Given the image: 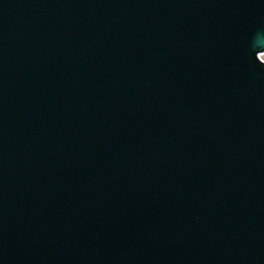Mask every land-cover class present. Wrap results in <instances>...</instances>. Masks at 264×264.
Here are the masks:
<instances>
[{
  "label": "water",
  "instance_id": "1",
  "mask_svg": "<svg viewBox=\"0 0 264 264\" xmlns=\"http://www.w3.org/2000/svg\"><path fill=\"white\" fill-rule=\"evenodd\" d=\"M264 0H0V264H264Z\"/></svg>",
  "mask_w": 264,
  "mask_h": 264
},
{
  "label": "bare ground",
  "instance_id": "2",
  "mask_svg": "<svg viewBox=\"0 0 264 264\" xmlns=\"http://www.w3.org/2000/svg\"><path fill=\"white\" fill-rule=\"evenodd\" d=\"M261 60L264 61V58H262V56H260Z\"/></svg>",
  "mask_w": 264,
  "mask_h": 264
},
{
  "label": "rangeland",
  "instance_id": "3",
  "mask_svg": "<svg viewBox=\"0 0 264 264\" xmlns=\"http://www.w3.org/2000/svg\"><path fill=\"white\" fill-rule=\"evenodd\" d=\"M261 56H262V58H264V54H262Z\"/></svg>",
  "mask_w": 264,
  "mask_h": 264
}]
</instances>
